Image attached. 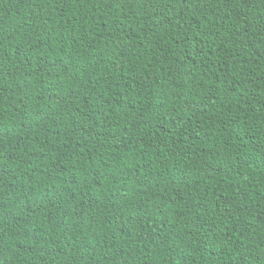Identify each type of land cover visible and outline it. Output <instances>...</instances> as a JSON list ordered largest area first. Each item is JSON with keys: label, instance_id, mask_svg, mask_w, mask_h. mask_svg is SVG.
<instances>
[{"label": "trees", "instance_id": "16d2710c", "mask_svg": "<svg viewBox=\"0 0 264 264\" xmlns=\"http://www.w3.org/2000/svg\"><path fill=\"white\" fill-rule=\"evenodd\" d=\"M0 264H264V0H0Z\"/></svg>", "mask_w": 264, "mask_h": 264}, {"label": "bare ground", "instance_id": "6f19581e", "mask_svg": "<svg viewBox=\"0 0 264 264\" xmlns=\"http://www.w3.org/2000/svg\"><path fill=\"white\" fill-rule=\"evenodd\" d=\"M21 246V245H20Z\"/></svg>", "mask_w": 264, "mask_h": 264}]
</instances>
